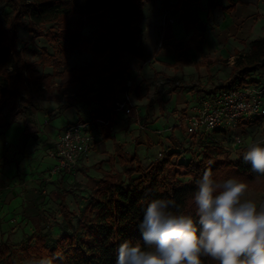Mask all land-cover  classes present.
<instances>
[{
    "label": "crops",
    "instance_id": "crops-1",
    "mask_svg": "<svg viewBox=\"0 0 264 264\" xmlns=\"http://www.w3.org/2000/svg\"><path fill=\"white\" fill-rule=\"evenodd\" d=\"M260 1L168 0L165 6L163 0H145L143 16L131 22L133 28L142 29L135 40L140 57L111 46L95 59L92 52H83L80 46L70 49L64 42L60 43L64 55L54 56L43 36L34 38L19 29L18 48L24 59L28 64L36 62L38 77L48 80L29 88L19 102H8L0 114V245L33 244L49 226L42 209L57 211L65 204L60 198L59 205V185L83 189L92 182L93 187L98 184L96 191L101 179L122 172L117 171L119 152L136 156L148 169L164 149L184 153L183 163L192 156L201 159L207 150L219 160L240 161L244 146L262 138L256 122L239 125L242 143L236 149L223 131L190 136L184 126L176 125L195 113L199 101L225 88L237 56L250 49L257 29L264 31V0ZM10 12L0 0V25ZM85 19L73 15L68 21L70 29L79 31V45L95 43L94 51L99 52L113 38H125L119 25L109 29L116 24L110 12L90 24ZM221 59L231 61L226 63L230 73L223 82L211 78ZM159 82H165L160 90ZM128 84L132 114L115 113L112 132L94 126L99 136L89 155L72 173H53L55 162L49 152L65 128L108 119ZM249 195L264 202L263 193L249 191Z\"/></svg>",
    "mask_w": 264,
    "mask_h": 264
},
{
    "label": "trees",
    "instance_id": "trees-1",
    "mask_svg": "<svg viewBox=\"0 0 264 264\" xmlns=\"http://www.w3.org/2000/svg\"><path fill=\"white\" fill-rule=\"evenodd\" d=\"M11 12L4 16L0 25V114L11 100L18 102L29 88L40 87L48 76L38 77L34 64H28L18 48L19 29H24L34 38L43 36L52 46L54 56L64 52L61 42L70 49L92 52L95 59L103 57L111 46L120 52H129L140 57L141 50L135 40L142 35L141 28H133L132 20L143 16L145 0H1ZM229 1V0H228ZM168 0H163L167 6ZM234 9L231 3L229 10ZM107 12L113 14L116 24L125 31V38H113L103 48L94 51L95 43L79 45V31L70 29L68 21L73 15H81L90 24ZM250 51L239 54L232 67L226 88H238L246 84L249 75L264 70V39L254 42ZM264 82V81H263ZM260 80L250 85H259ZM182 152L164 149L161 157L148 169L136 156L125 157L119 152L121 173L109 174L99 182V187L77 216V225L51 242L48 234L35 237L34 243H25L15 260L9 244L0 245V264H30L60 252L63 260L54 264H116L117 248L125 240L139 241V224L147 203L155 198L174 199L178 210L193 215L195 209L191 196L195 180L206 168H210L217 180L239 177L247 182L249 191L264 194V176L251 170L243 160L230 162L219 160L211 150L201 159L192 158L183 163ZM181 178H190L182 182ZM65 218L70 215L64 202L60 205ZM203 264H217L211 258H202Z\"/></svg>",
    "mask_w": 264,
    "mask_h": 264
},
{
    "label": "clouds",
    "instance_id": "clouds-1",
    "mask_svg": "<svg viewBox=\"0 0 264 264\" xmlns=\"http://www.w3.org/2000/svg\"><path fill=\"white\" fill-rule=\"evenodd\" d=\"M244 163L264 176V141L242 153ZM193 215L178 210L174 199L150 200L139 224L141 239L118 245L116 264H264V202L249 195L239 177L217 180L210 168L195 180ZM60 252L30 264H54Z\"/></svg>",
    "mask_w": 264,
    "mask_h": 264
},
{
    "label": "built area",
    "instance_id": "built-area-1",
    "mask_svg": "<svg viewBox=\"0 0 264 264\" xmlns=\"http://www.w3.org/2000/svg\"><path fill=\"white\" fill-rule=\"evenodd\" d=\"M162 84L164 85L165 82L157 84L158 90ZM132 111L131 84H128L122 99L115 103L108 119L66 127L49 152L50 158L55 162L52 172L61 174L71 171L72 173L78 162L89 155L99 136L97 131H93V127L106 126L112 132L113 115L117 112L129 115ZM243 122H256L257 127L263 131L261 139L253 140L244 146L246 151L248 145L264 141V83L246 84L238 88H221L214 96L199 101L195 113L182 118L176 127L184 126L190 136L223 131L228 134L232 147L236 149L242 143L238 128ZM240 159L243 160L242 156Z\"/></svg>",
    "mask_w": 264,
    "mask_h": 264
},
{
    "label": "rangeland",
    "instance_id": "rangeland-1",
    "mask_svg": "<svg viewBox=\"0 0 264 264\" xmlns=\"http://www.w3.org/2000/svg\"><path fill=\"white\" fill-rule=\"evenodd\" d=\"M257 3L261 2L260 0H253ZM171 22H173L171 20ZM258 30L257 37L250 41V48L251 45L254 42L261 41L264 39V31L261 32V29ZM261 32V33H260ZM23 44V41L21 42ZM250 50L243 51L242 53H247ZM30 60V59H29ZM27 60V61H29ZM228 63H230V60H227ZM225 60H220L219 67L217 68V72L211 77L216 81H224L226 78H228L230 69H228V64ZM235 61V60H234ZM36 64V62H34ZM257 80H264V70L257 71L256 73H253L249 75L247 78V81H249L250 84L256 83ZM209 83V80H208ZM213 86V83L211 85H207V87ZM23 101L21 103V107H23ZM112 171H116L115 169H112ZM117 171H122L121 167H118ZM182 182H185L186 180L184 178H181ZM98 186L96 185L93 187V183L91 182L89 186L83 187L81 189L80 186L71 187L69 189H64L59 185V205H60V198H63L66 204L67 211L70 215L69 219H66L64 216V212L61 211L60 207L57 211L51 210V209H42L41 216L46 220L47 225L42 229L41 234H48L51 242H54L55 240L59 239L65 232H71L77 225V216L79 215L80 211L84 208L86 203L91 199L92 194L95 191V188ZM26 242H22L17 245H10L12 248V257L16 260L18 257V251L19 249L25 244Z\"/></svg>",
    "mask_w": 264,
    "mask_h": 264
}]
</instances>
